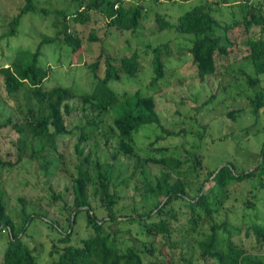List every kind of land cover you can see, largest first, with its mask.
Here are the masks:
<instances>
[{
	"label": "rangeland",
	"instance_id": "374dc122",
	"mask_svg": "<svg viewBox=\"0 0 264 264\" xmlns=\"http://www.w3.org/2000/svg\"><path fill=\"white\" fill-rule=\"evenodd\" d=\"M91 1L83 0L82 3L85 5ZM198 1L138 0L144 7L142 17L136 30L131 31L110 26L105 7L90 5L87 10L89 18L75 21L71 14L78 8V0H36L37 10L23 13L15 26V33L10 36L5 35V32L24 0H0V64L9 63L17 47L33 50L42 36L47 34L55 38L50 43H44L41 48L39 61L49 67L45 87L61 83L69 86L74 93L89 91L94 80L90 63L99 54H110L118 60L122 55L137 51L140 67L136 74L123 73L119 79L110 80V85L118 93L137 88L152 93L161 124L173 130L174 134L161 132L157 123L143 124L134 133L136 153H119L116 159H112L111 154L117 145L116 132L111 127L113 114L107 111L103 115L104 120L90 130V137L83 142L84 152L90 154L92 173L95 161L113 164L112 184L120 195L116 207L122 212L132 211L131 207L140 211L152 203L153 197L146 190L144 182L152 179L151 172H158L160 166L150 161L140 164L138 160L141 161L147 153L158 154L152 149L154 146H167V152H173L183 159L181 167L172 173L191 184V194L195 193V188L209 168L232 163L236 170L248 169L261 157L264 106L255 113L249 98L256 90L264 88V73L258 74L257 84H248L247 73L253 76L256 73L252 61L244 57L247 50L243 26L236 25L228 30L231 41L228 54L216 55L215 72L203 79L196 75L191 54L187 50L192 34L173 27L157 29L156 13H164L169 20L176 21L180 13ZM254 1L264 5V0ZM132 2L137 3L135 0ZM214 7L213 14L221 23L232 17L229 5L215 4ZM41 8H47L49 12L44 14ZM59 11L69 14L66 20ZM64 22L67 23V30L80 39V46L75 51H71L63 40ZM165 41H169L170 46L162 52L163 74L155 83H151L152 52L145 50V45ZM32 99L36 102L35 97ZM29 103L26 89L10 97L5 94L0 82V121L8 115L19 118L23 113L18 105L24 111ZM70 103L77 105L66 115V121L72 128L76 123L83 124L86 117L78 98L70 100ZM87 113L91 115L90 111ZM78 132L75 128L74 132L59 136L57 147L52 148L44 137H35L27 131L19 133L11 125L0 128V155L13 162L0 167V194L14 221V231L20 232L26 227L22 238L33 247L37 264L49 261V250L53 243L70 229L67 217L72 206L71 181L82 157L74 145ZM156 135L159 138L150 145ZM40 142H44V145ZM18 154L20 158L17 160ZM194 156L201 160L197 166V170L201 171L199 176L192 168ZM45 162L46 170L42 167ZM211 184V179L205 181L203 190H207ZM257 184V178L231 184L229 194L224 198L215 219L228 224L227 231L220 230L222 235H229L252 255L264 258V243L257 242L250 226L264 219V186ZM92 202L97 204L96 200ZM22 204L26 213L31 215L28 220L20 210ZM186 218L182 215L174 222L173 246L167 244L165 249H176V253L183 252L191 256L193 263L205 264L198 256L195 232L182 235L184 231L180 228L189 226ZM208 225V222L204 224L205 227ZM131 227L129 233L120 230L127 242H132L137 236L136 224ZM87 232L86 215L84 210H80L72 226L73 240ZM8 236V230H0V263ZM161 243V238L155 240V246Z\"/></svg>",
	"mask_w": 264,
	"mask_h": 264
},
{
	"label": "trees",
	"instance_id": "16d2710c",
	"mask_svg": "<svg viewBox=\"0 0 264 264\" xmlns=\"http://www.w3.org/2000/svg\"><path fill=\"white\" fill-rule=\"evenodd\" d=\"M35 1L24 0L12 16L5 35L11 36L15 33V26L23 13L37 10ZM78 1V8L71 14L75 21L89 18L87 10L90 5L105 7L107 23L119 30H136L144 8L139 2L126 0H92L85 5L82 3L83 0ZM215 4L229 5L232 17L221 23L213 14ZM41 11L44 14L49 12L47 8H41ZM59 12L66 20L69 14ZM155 22L157 29L173 27L192 34L187 50L191 54L196 75L200 79L215 72L216 55L228 54V46L231 43L227 35L228 30L236 25H242L246 32L244 44L247 52L244 57L252 61L256 73L255 76L247 73L248 84L251 86L257 84L258 74L264 73V5L259 1L199 0L180 13L176 21L169 20L164 13H156ZM62 33L63 40L71 51L77 50L80 39L67 30L65 22ZM53 40L54 37L46 34L33 50L17 47L10 62L0 64V82L5 94L10 97L17 96L21 89H26L30 102L24 111L19 104L18 108L23 114L17 119L8 115L5 120L0 121V128L11 125L19 133L27 131L35 137H44L52 148L57 147L56 140L59 136L72 133L75 128L79 130L74 145L82 157L71 181L73 197L71 212L67 217L70 229L55 240L49 250L51 258L45 264H195L191 256L183 252L176 253V249L170 251L165 249L167 244L173 246L174 222L182 215L187 217L189 224L188 227L180 228L184 231L182 235L195 232L193 237L197 244L198 256L205 264H264V258L252 255L229 235H222L220 230L227 231L228 224L226 221L219 222L215 219L224 198L229 194L231 184L257 178V185L264 186V145L260 149L261 157L253 167L236 170L232 163H223L218 167L209 168L195 188L194 194L190 192L192 186L188 181L172 173L181 167L183 159L173 152H167V146H154L152 149L158 154L147 153L140 158L141 161L138 160L140 164L150 161L160 166L158 172L150 171L152 179L144 182L146 190L153 197L152 203L140 211L131 207L132 211L122 212L116 207L120 195L112 184L113 164L108 161L103 163L95 161L94 172L91 171L90 154L84 152L83 144L90 137V130L98 127L107 111L112 112L111 127L115 129L117 143L116 150L111 154L112 159H116L119 153L125 155L136 153L134 133L143 124L157 123L161 132L167 134H174V131L161 124L152 93L142 92L138 88L118 93L110 85V80L119 79L123 73L136 74L140 67L136 50L120 56L118 60L110 54H99L90 63L94 80L89 91L74 93L69 86L61 83H52L45 87L49 67L42 64L39 58L43 44ZM169 44V41H165L156 45H145V50L152 52L151 83H155L163 74L164 62L161 56L164 50L169 49ZM32 97H35L36 102ZM74 98L80 101L86 121L83 124L76 123L70 128L66 115L77 108V105L70 103ZM249 104L255 113L264 106L263 87L249 98ZM87 111H90L91 115ZM158 138L159 135H156L150 141V145ZM18 144L20 148V143ZM40 144L44 145V142ZM19 158L20 154L17 160ZM11 164L12 161L3 159L0 155V167ZM200 164L201 160L194 156L192 168L197 176L201 173L197 170ZM42 167L46 170V162ZM209 179L212 180V184L207 190H203L204 182ZM19 199L23 201L22 198ZM92 200H96L97 204H93ZM20 210L26 215L27 220L31 218L23 204ZM80 210L85 212L88 232L73 240L72 226ZM206 222L209 223L208 227L204 226ZM134 223L137 226L135 228L137 236L132 242H127L120 230L129 233ZM250 226L257 242L263 244L264 219ZM25 228L23 227L20 232L14 231V221L0 194V230L9 232L0 264H37L33 247L22 238ZM157 238H161L162 241L158 247L155 246Z\"/></svg>",
	"mask_w": 264,
	"mask_h": 264
},
{
	"label": "crops",
	"instance_id": "0c3cea01",
	"mask_svg": "<svg viewBox=\"0 0 264 264\" xmlns=\"http://www.w3.org/2000/svg\"><path fill=\"white\" fill-rule=\"evenodd\" d=\"M126 1H128V0H126ZM133 0H129V2H132ZM138 0H135V2H137ZM134 3V2H133Z\"/></svg>",
	"mask_w": 264,
	"mask_h": 264
}]
</instances>
